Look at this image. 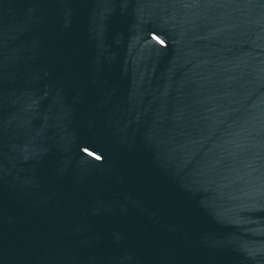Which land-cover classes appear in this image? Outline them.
I'll return each mask as SVG.
<instances>
[{
    "label": "water",
    "instance_id": "obj_1",
    "mask_svg": "<svg viewBox=\"0 0 264 264\" xmlns=\"http://www.w3.org/2000/svg\"><path fill=\"white\" fill-rule=\"evenodd\" d=\"M0 264H264V0H0Z\"/></svg>",
    "mask_w": 264,
    "mask_h": 264
}]
</instances>
